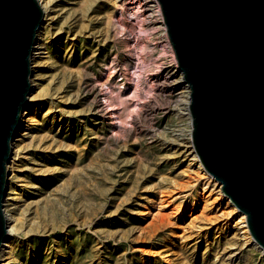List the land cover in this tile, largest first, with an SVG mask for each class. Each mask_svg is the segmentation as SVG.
I'll return each instance as SVG.
<instances>
[{
	"label": "rangeland",
	"instance_id": "374dc122",
	"mask_svg": "<svg viewBox=\"0 0 264 264\" xmlns=\"http://www.w3.org/2000/svg\"><path fill=\"white\" fill-rule=\"evenodd\" d=\"M48 1L1 264H264L228 233L218 182L188 166L179 90H161L177 66L162 16L140 27L137 0Z\"/></svg>",
	"mask_w": 264,
	"mask_h": 264
},
{
	"label": "water",
	"instance_id": "95a60500",
	"mask_svg": "<svg viewBox=\"0 0 264 264\" xmlns=\"http://www.w3.org/2000/svg\"><path fill=\"white\" fill-rule=\"evenodd\" d=\"M188 87L191 142L264 251V0H156ZM38 0H0V246L11 141L27 106Z\"/></svg>",
	"mask_w": 264,
	"mask_h": 264
},
{
	"label": "bare ground",
	"instance_id": "6f19581e",
	"mask_svg": "<svg viewBox=\"0 0 264 264\" xmlns=\"http://www.w3.org/2000/svg\"><path fill=\"white\" fill-rule=\"evenodd\" d=\"M123 0H113L114 5H120L122 3ZM38 3L40 4L43 13H47L50 11L51 8V3L48 0H38ZM137 3L140 7V9L142 10V13L140 14V19H139V25L140 27H143L144 25H146L147 23L152 21V18L155 15H159L161 16V11L159 8V4L156 0H137ZM125 19L124 13H123V20ZM40 30V29H39ZM39 30L37 31L36 37L34 39V44L32 47V53H31V58H30V65H31V76H30V82H31V86L33 87V77H34V65H35V61L36 58L41 55L42 53V45L40 43V34H39ZM165 30V29H164ZM141 32V30H139ZM164 49L165 52H170L173 55V48L172 45L168 39V37H166L165 41H164ZM149 51L147 50L145 55H148ZM139 59L142 61L143 64H145V59H144V54L140 53L139 54ZM164 78L166 79V86H163L161 88V90L166 91V89L168 90H172L173 92L178 91V96L181 97V104L184 106L183 109L186 111L185 114L188 118V120L190 121V116L189 113L187 112V106H188V92L186 91L188 89V87L186 86V84L182 81V76L181 74L178 72L177 70V66H175L174 68H171L165 75ZM31 91L32 88L27 96V100L28 102L34 98V96H30L31 95ZM25 109L26 107L23 109V111L21 112L20 115V124L17 128V130L14 133V137L11 141V156L10 159L6 165L7 170H8V177L7 180H9V173H10V162L12 161V156L14 155V151H15V147H16V141H17V136L19 135V132L21 130L22 127V119L23 116L25 115ZM187 144H192L191 142V130H188L187 132ZM185 156L187 157L188 160V166H193L194 167V171L196 173H199L200 175H204V177H206L205 175H207L208 177H210L208 175V173L206 172L204 166L202 165V163L199 161L198 157L196 156L195 152L191 149H187ZM219 187L220 184L218 183ZM221 188V187H220ZM11 192L7 195V197H5V199L3 200V205H4V213H5V219H6V225H7V237L6 240L4 242H2L1 246H0V264L1 262L7 258L11 252V247L9 245H7V241L8 238L11 237V235L14 232V229L11 226V221H12V217L10 215V213L8 212L6 206H7V202L9 201V199H11ZM229 204L232 206L231 209V214H233L235 216V218L233 219V224L234 226L232 228L228 229V233L232 236V240L234 242H236L235 240L239 239L242 240L244 245H253L258 247L252 236L251 233L248 229L247 226V222H246V216L241 213L232 202H229ZM259 248V247H258ZM260 249V248H259ZM262 250V249H260ZM263 251V250H262ZM264 252V251H263ZM232 256V255H231Z\"/></svg>",
	"mask_w": 264,
	"mask_h": 264
}]
</instances>
